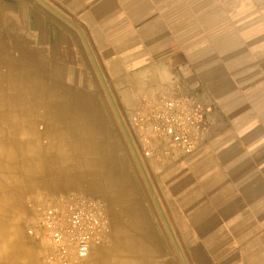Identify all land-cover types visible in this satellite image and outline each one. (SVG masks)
<instances>
[{
	"label": "crops",
	"instance_id": "0c3cea01",
	"mask_svg": "<svg viewBox=\"0 0 264 264\" xmlns=\"http://www.w3.org/2000/svg\"><path fill=\"white\" fill-rule=\"evenodd\" d=\"M177 94L200 149L149 158L147 201L122 133ZM0 111V264H41L30 203L71 192L108 204L81 264H264V0H0Z\"/></svg>",
	"mask_w": 264,
	"mask_h": 264
},
{
	"label": "built area",
	"instance_id": "2783aa9c",
	"mask_svg": "<svg viewBox=\"0 0 264 264\" xmlns=\"http://www.w3.org/2000/svg\"><path fill=\"white\" fill-rule=\"evenodd\" d=\"M207 108L177 94L139 101L127 126L135 156L193 157L200 149ZM27 233L40 246L41 264H81L94 246L108 241L107 201L71 192L31 202Z\"/></svg>",
	"mask_w": 264,
	"mask_h": 264
},
{
	"label": "rangeland",
	"instance_id": "374dc122",
	"mask_svg": "<svg viewBox=\"0 0 264 264\" xmlns=\"http://www.w3.org/2000/svg\"><path fill=\"white\" fill-rule=\"evenodd\" d=\"M109 99L112 103L116 102L114 96L109 97ZM127 135L129 137L131 147L129 145L127 138L125 137V134L122 133V137H121L122 141L120 143L121 153L125 158V162L127 164L133 182L138 185L139 189H141L143 195L145 196V199L149 201V199H151V193H150L151 191H149V164H148L149 159L145 161H141L139 158L135 156L130 134L127 133ZM134 157H136L137 161L135 160ZM151 190L155 195L156 190L153 188V186L151 187ZM161 242H163L164 247L171 250L173 255H171L170 258L175 261V264H177L179 257L176 253L177 241L163 240Z\"/></svg>",
	"mask_w": 264,
	"mask_h": 264
},
{
	"label": "bare ground",
	"instance_id": "6f19581e",
	"mask_svg": "<svg viewBox=\"0 0 264 264\" xmlns=\"http://www.w3.org/2000/svg\"><path fill=\"white\" fill-rule=\"evenodd\" d=\"M17 24V23H16ZM4 55V54H3ZM5 64V63H4ZM7 64V63H6ZM21 64V63H20ZM26 65V64H25ZM63 65V64H62ZM52 66V65H51ZM12 67V66H11ZM26 67V66H25ZM15 69V68H14ZM9 71H10V69H8ZM33 70V69H32ZM14 72V71H13ZM31 72V71H30ZM55 72V71H54ZM9 73V72H8ZM18 73V72H17ZM6 74V73H5ZM40 76V75H39ZM4 77H6V75L4 76ZM41 79V78H40ZM44 79V78H43ZM9 80V79H8ZM11 80V79H10ZM23 81H24V79H23ZM31 82V81H30ZM29 82V83H30ZM40 83V82H39ZM39 83H37V84H39ZM45 83V82H44ZM30 84H32V83H30ZM46 84V83H45ZM40 86V85H39ZM46 86V85H45ZM8 87V86H7ZM4 93V92H3ZM10 93V92H9ZM41 95V94H40ZM23 96V95H22ZM18 97H20V96H18ZM42 97V96H41ZM14 98V97H13ZM24 98V97H23ZM28 98H30V97H28ZM7 99V98H6ZM49 102V101H48ZM15 103V102H14ZM27 103H29V102H27ZM34 103H35V101H34ZM58 103V102H57ZM59 104H61V103H59ZM40 105V104H39ZM36 106V105H35ZM41 106V105H40ZM18 107V106H17ZM29 107H30V105H29ZM28 107V108H29ZM55 107V106H54ZM62 107H64L63 105H62ZM19 109V108H18ZM4 110V109H3ZM6 110V109H5ZM28 110V109H27ZM35 110V109H34ZM50 110V109H49ZM66 111V110H65ZM1 112V111H0ZM42 112V111H41ZM64 112V111H63ZM3 113V112H2ZM4 114V113H3ZM9 114V113H8ZM43 114V113H42ZM48 114V113H47ZM46 114V115H47ZM16 115V114H15ZM14 115V116H15ZM19 115V114H18ZM64 115V114H63ZM43 116H44V114H43ZM49 117V116H48ZM66 117V116H65ZM20 118V117H19ZM61 118V117H60ZM63 118V117H62ZM3 119H4V117H3ZM17 119V118H16ZM47 120V119H46ZM64 121V120H63ZM66 121V120H65ZM62 122V121H61ZM1 124V123H0ZM45 135V134H44ZM38 136V135H37ZM104 246V245H103ZM97 248H98V246H97ZM83 262V261H82Z\"/></svg>",
	"mask_w": 264,
	"mask_h": 264
}]
</instances>
